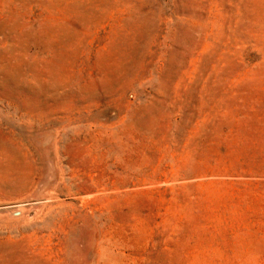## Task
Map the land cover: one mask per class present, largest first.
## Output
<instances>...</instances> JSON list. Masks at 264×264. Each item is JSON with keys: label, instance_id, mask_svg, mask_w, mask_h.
<instances>
[{"label": "rangeland", "instance_id": "1", "mask_svg": "<svg viewBox=\"0 0 264 264\" xmlns=\"http://www.w3.org/2000/svg\"><path fill=\"white\" fill-rule=\"evenodd\" d=\"M0 264H264V0H0Z\"/></svg>", "mask_w": 264, "mask_h": 264}]
</instances>
